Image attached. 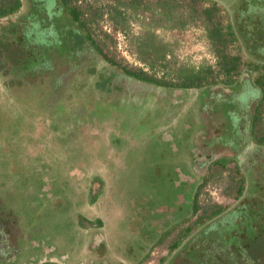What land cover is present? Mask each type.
I'll list each match as a JSON object with an SVG mask.
<instances>
[{
	"label": "rangeland",
	"instance_id": "obj_1",
	"mask_svg": "<svg viewBox=\"0 0 264 264\" xmlns=\"http://www.w3.org/2000/svg\"><path fill=\"white\" fill-rule=\"evenodd\" d=\"M21 1L0 18V264H251L259 254L241 256L239 248L264 228V145L238 131L230 113L234 107L244 124L258 103L255 129L264 134L261 92L247 103L237 97L247 89L244 79L264 74V55L241 42L220 51L204 11L216 1L213 18L226 25L236 0H71L100 52L73 22L84 44L76 54L54 50L44 70L37 52L29 59L21 44L7 47L17 36L9 23L29 22L41 4ZM225 53L255 65L238 68L229 95L214 90L225 84ZM202 66L212 67L216 81L191 89L122 71L177 83L180 70ZM194 121L203 130H191ZM205 134L216 135V149L240 153V168L221 158L196 172L211 146ZM231 134L235 146L226 145ZM151 167L162 175L170 169L178 180L192 171L193 184L183 180L179 188L191 202L196 193L197 212L173 216L179 208L168 183L156 195L144 186L142 172Z\"/></svg>",
	"mask_w": 264,
	"mask_h": 264
},
{
	"label": "flooded vegetation",
	"instance_id": "obj_2",
	"mask_svg": "<svg viewBox=\"0 0 264 264\" xmlns=\"http://www.w3.org/2000/svg\"><path fill=\"white\" fill-rule=\"evenodd\" d=\"M54 2H55V8H54L55 10H51L49 8V3L50 4L52 3L54 5ZM59 2H60V5L57 4L56 0H41V4H34V7L31 8L33 13L30 12V18L31 19L29 22L22 24L20 26H18L19 24H17L15 21H14L15 23H12V22L9 23V25L16 28L17 36H16V40L13 42L14 44H7V47L9 48V46H11V45L20 46L19 44H21L20 50L26 49L25 52L27 53V55L30 53L28 55L29 59H31V56L36 55V52H37V57H36V62L38 63L37 67H40L42 70L49 67L48 65L50 63L54 62V60H51L52 58H50V56L52 55L54 50L60 52L61 55L65 56V54L67 55L69 52L76 54V50L78 49L79 46L84 44L83 43L84 41H88L90 44H92V47H93L92 39L89 37V35L87 33H85V31L83 30L84 28H83L82 24L80 23V21L78 19L74 20V18L71 16L68 9L66 8V4H64L63 0H59ZM53 5H52V7H53ZM56 5H58V6H56ZM43 11H44V13H43ZM256 13L258 14L260 12L255 11V13H253L252 15L250 14V16L253 19L255 18V20H257L256 19L257 16L260 17L262 15V14L261 15H255ZM232 16H233V14H232ZM55 19H56V21H55ZM57 20H58V22H57ZM232 21H234V20H232ZM73 22H76L77 26H79V27H80V25L82 26L81 29L88 36L89 40L84 39V41L81 40L80 42H76V39L80 38L78 36V34H81V33L79 32V30H77V29L75 30L74 27L71 26V24ZM59 23L61 24V26L59 25ZM68 23L70 26L68 25ZM9 25H4L2 27V29L3 30L7 29ZM60 27H63L64 33L62 30L60 31ZM51 29H52V32H51ZM59 32H60V34H59ZM1 36H2V32H1ZM248 37H250V36L248 35ZM256 39H257V41L255 42L254 39L251 41L248 38V42H247V39H244L242 36H240V37H238V42H241L242 43L241 45L245 48H248L250 51L256 50V49H261V51L264 55V30H261V33L259 34L258 38H256ZM245 40H246V42H245ZM71 41H75L79 45L71 46ZM0 45L2 46L1 42H0ZM38 56L40 58H38ZM39 59H42V62H38V61H40ZM36 62L32 61V65ZM42 64L47 66V67H44V69H43ZM102 80L104 81V78ZM102 80H101V83H105V81L103 82ZM243 82H245L246 84H244ZM247 82L248 81H246L245 79L242 81V85H246V87H247L245 94H244V92H240L239 96H237V97L240 98V101L242 100L244 102H246V101L249 102V99L251 97H253V101H255L257 99L256 95H258L257 92H261V91L259 90L257 84L254 81H253V83H250V84H249V82L248 83ZM229 85H231V84H228V85L224 84L223 86H220L217 88L214 87L215 88L214 90L216 92L218 90L219 93L223 92V93H226L227 95H229V91L231 90L230 88H227ZM255 86L257 88H255ZM191 88L192 87H189V89H191ZM195 88H197V86H195ZM214 90H212V91H214ZM231 93H233V91ZM247 97H248V99H247ZM224 98H225V96H224ZM243 99H245V100H243ZM260 100H261V97H260ZM257 104L253 105L254 109H253L252 114L249 113V114L245 115L246 119H245L244 124L242 122L243 116L238 115V113L235 112L236 109L234 107H231V113L230 114H232V113L233 114H232V116L231 115L230 116H231V119L233 118L232 120L235 121L236 127L238 128V131L240 129L242 132L243 131L247 132V134H249L251 137V141L253 143H255L256 145L257 144L258 145H264V144H260L259 142H257V140L255 138L254 131H253L254 130V116H255L254 113L257 111V107H258ZM250 106H252V104H250ZM193 118H195V117H193ZM197 119L198 118H196V120ZM194 122H195V124L191 128V130H198L199 128H201L203 130V128L200 127V124L198 122H196V121H194ZM201 129H199V130H201ZM214 134L208 135V136L206 134L203 135L202 138H204V136H205L206 140L209 142L208 146L210 144H211V146H210V148H208V147L206 148V154H204L205 156L202 157L203 160L200 159L201 161H198L200 164L197 165L195 171L201 173V171H203V169L206 167V164H207V166H208V164L210 166L213 163L214 164L218 163L219 159H221V158L223 159V162L231 159L235 163V167L237 169H239L240 168V163H239L240 161L238 160V155H240V153L232 150L233 154H230V153L227 154L228 148L224 152L221 151L222 149H216L215 148L216 143L219 141H218V138L216 137V135H214ZM234 137H235V135L233 136L231 134V136L229 138L232 145L226 144L227 141H225V140H221L220 144H224V145L226 144L227 146H235V145H237V143H235V140H234V142H232ZM201 149H202L201 151H204L203 146ZM204 149H205V147H204ZM201 153L203 154L204 152H201ZM176 167H177L176 173L178 176L180 167L179 166H176ZM151 168H153V169L149 170L147 172L145 170H143V172H142L141 177L143 179L144 186L146 185L149 189H151L153 195H156L157 192L160 191L161 185H163V184L166 185V183H168V185L170 186L169 193H171L175 197V200L177 201L178 208H179L178 211H173L174 212L173 216H180V215H182L181 213L188 212L189 207H191V210L193 213V208H194L193 196L195 193L192 196V202H191L190 199L187 198L188 193L184 190V188L181 190L179 188V186L181 185V182L183 180H185L184 181L185 183L183 182V185H185V186H187L189 184L192 185L193 181L196 180L195 175H193L194 173H192V171L190 173V172L185 171L181 168L184 171V174L183 175L180 174L182 178L180 180H178L177 176L173 177V174L170 172L171 171L170 169L165 171V173L162 175L161 173L156 172L154 167H151ZM162 179L165 183L161 182ZM185 189H186V187H185ZM140 199H144V198H140ZM188 202H191V204ZM150 203L155 204L156 201L153 199ZM6 246H9L8 249L10 248V245H6ZM12 249H13V247H12Z\"/></svg>",
	"mask_w": 264,
	"mask_h": 264
},
{
	"label": "trees",
	"instance_id": "obj_3",
	"mask_svg": "<svg viewBox=\"0 0 264 264\" xmlns=\"http://www.w3.org/2000/svg\"><path fill=\"white\" fill-rule=\"evenodd\" d=\"M71 0H63L64 4H66V8L68 9L71 16L74 18V20L78 19L77 17L80 16L81 11L76 6H71L70 4ZM236 4L239 6L235 7V12L233 13V20L229 21L226 25H223L220 20H215L213 18L215 10L219 8L217 6L216 1H212L211 4L205 8V13L208 18V21L211 25L210 34L214 38L215 42L220 44V51H224L227 44L234 45L236 42H238V37L242 36L244 39L248 38L249 40H253L256 42L261 33V30H264V0H237ZM22 5L21 0H0V18L7 16L9 14H12L19 10V8ZM255 11H259L260 13H256L255 15H261L260 17L257 16V20L255 18L253 19L250 14L252 15L255 13ZM234 22V24H233ZM248 35L250 37H248ZM247 36V37H246ZM246 42V40H245ZM93 48L96 49L98 52H100V48L98 45L93 42ZM221 64V71L223 75H225L224 81L222 83L225 84H232L234 82L233 76L238 73V68L245 64L249 67H255L253 63L251 62H245L241 60V56L239 54L235 55H228V54H222L220 59ZM257 66V65H256ZM122 71L125 74H128L130 76L135 77L136 79L142 80V81H149L154 82L156 84H163L167 86H177L180 88H189V87H201L203 85H208L215 83L216 79V73H214L211 66H202L199 68H191L188 71L187 70H180L177 74V83L172 82H164L162 80H157L152 78L151 76L147 75L144 71H133L129 70L125 67H123ZM254 82L257 84L259 90L261 91V100H264V74L258 73V76L255 77ZM260 104V103H259ZM259 107V105H258ZM258 107L257 111L254 116V134L257 142L260 144H264V134H261L256 131L255 125L258 120ZM226 161L223 162V166L225 165ZM237 169V168H236ZM238 193L242 194L244 187L240 186ZM197 206H196V193L194 194V208L193 211L197 212ZM221 208L215 209L209 216L202 215L201 218H210L213 217L215 214H218V212H221ZM195 223V222H194ZM199 223V222H198ZM236 223H234L235 225ZM187 232L191 230L189 226L186 227ZM186 231L184 234L187 233ZM242 240H245V236H242ZM251 238L248 239L249 243H246V245H240L239 253L241 256H244L245 251L251 252L254 255L259 254V256H255L253 260H251V264H264V246L259 245L258 241H263L264 243V228L258 227L256 231V237L255 239ZM180 241V239H179ZM178 244L177 242H175ZM175 243H173L175 245ZM174 246L171 245V249ZM246 248V249H245ZM195 253H198L197 250H194ZM198 257V256H197ZM236 258V257H235ZM238 258V257H237ZM239 259V258H238ZM238 262L241 263V259ZM261 262V263H260ZM42 264H57V263H49L44 262ZM243 264V263H241Z\"/></svg>",
	"mask_w": 264,
	"mask_h": 264
},
{
	"label": "crops",
	"instance_id": "obj_4",
	"mask_svg": "<svg viewBox=\"0 0 264 264\" xmlns=\"http://www.w3.org/2000/svg\"><path fill=\"white\" fill-rule=\"evenodd\" d=\"M98 222H100V221H98Z\"/></svg>",
	"mask_w": 264,
	"mask_h": 264
}]
</instances>
